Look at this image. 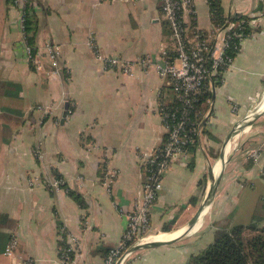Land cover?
<instances>
[{
	"label": "crops",
	"instance_id": "0c3cea01",
	"mask_svg": "<svg viewBox=\"0 0 264 264\" xmlns=\"http://www.w3.org/2000/svg\"><path fill=\"white\" fill-rule=\"evenodd\" d=\"M192 1L189 28L210 32L207 1ZM30 3L37 29L35 54L28 59L20 10L0 0V82L20 87L15 98H0V214L15 222L9 232L18 241L16 256L60 264L59 250L71 239L74 264H102L96 249L118 244L127 214L142 196L145 162L166 138L159 108L170 106L175 95L154 64L162 50L172 49L170 26L159 0ZM222 6L226 16H248L255 26L211 90L197 145L166 170L149 213L150 233L172 237L190 224L213 185L210 167L216 173L229 138L221 180L190 232L171 244L131 252L122 264H186L212 241L216 223L230 216L226 225L246 224L239 215L244 211L250 220L258 197L264 198V120L235 133L264 96V0H222ZM49 47L57 52V72ZM100 57L129 62L131 74L104 68ZM147 58L151 65L142 63ZM251 150L259 156L250 160ZM105 153L107 167L116 172L109 185L102 175ZM54 174L81 204L64 188L46 187ZM33 178L44 184L30 186ZM242 197L246 203L238 210ZM165 226L171 229L164 232ZM11 262L0 254V264Z\"/></svg>",
	"mask_w": 264,
	"mask_h": 264
},
{
	"label": "built area",
	"instance_id": "2783aa9c",
	"mask_svg": "<svg viewBox=\"0 0 264 264\" xmlns=\"http://www.w3.org/2000/svg\"><path fill=\"white\" fill-rule=\"evenodd\" d=\"M164 20L168 21L171 30L172 49L161 51L159 61L154 64L158 74L163 79H168L172 91L180 104L177 106H160V118L166 129V138L160 147L157 148L147 159L146 173L147 180L142 188V196L137 200L133 209L127 214V224L118 244L104 259L102 264H122L125 255H129V248L140 242L150 240L149 235V213L157 201L162 189V179L169 168L179 156L188 152L185 147L199 141L202 134L201 123L191 122L189 109L195 100V96L204 86L211 91L215 84L221 83L227 67L232 62V57L227 55L232 38L238 39V44L234 46L236 52L239 51L241 42L248 37L241 32H237L240 23L224 22L223 25L213 28L212 32L205 33L197 28H189L186 16L193 14L192 0H159ZM26 0H15L14 6L20 10L19 28L22 34V43L31 58V49L27 44L23 33L24 11ZM251 29L255 26L252 20L247 21ZM250 34V33H249ZM56 49L48 48L47 55L54 69L59 70L56 61ZM106 69L120 67L123 73L131 74L132 65L129 62H120L116 58L100 57L99 59ZM36 61L37 60H33ZM144 65H151L150 58L142 60ZM236 106L233 107L235 111ZM48 111V108H47ZM255 158L258 151L254 150L249 154ZM101 161L104 184H110L115 178L116 172L107 167L108 154ZM44 184L37 179H30L29 185L36 186ZM105 185V186H106ZM63 186V180L54 176L46 183V187L58 191ZM18 241L14 235L8 243L4 255L9 257L11 264H33L28 257L15 255ZM75 243L70 239L63 241L59 250L60 264H74ZM121 260V262H120ZM120 262V263H119Z\"/></svg>",
	"mask_w": 264,
	"mask_h": 264
},
{
	"label": "trees",
	"instance_id": "16d2710c",
	"mask_svg": "<svg viewBox=\"0 0 264 264\" xmlns=\"http://www.w3.org/2000/svg\"><path fill=\"white\" fill-rule=\"evenodd\" d=\"M14 1L15 0H5V4L7 6L14 5ZM206 1L208 3L209 17L213 28L223 25L226 21H230L232 23H240V26L235 29L237 32H241L244 36L250 33V28L247 25V21L250 20L248 16H226L222 6V0ZM23 11V33L25 34L31 52L35 54L34 43L37 19L30 0H26ZM238 42L237 38H232L230 47L227 49L228 56L232 58L235 56L236 50L234 46H236ZM206 88L207 87L204 86L195 96L192 107L189 109V118L191 122L202 123L204 120V114L208 109V101L212 97L211 91ZM19 91L20 87L15 83L7 81L0 82V98H15ZM170 106L179 107L180 104L177 99L174 98ZM195 145H197V142L192 145H187L185 147L186 151H192ZM54 175L60 178L58 175ZM62 188L66 190L68 196L72 197V199L79 204L82 203L80 197L75 192L68 189L65 185H63ZM229 217H226L224 221L222 220L216 223L212 241L197 255L190 256L186 264H264V225L261 224L264 220V199L262 197L258 198L248 223L229 226L225 223L229 220ZM14 228L15 222L7 215L0 214V254L4 253L10 242L12 233L9 231ZM170 229V226L162 228L164 232ZM113 248L114 247H100L96 249V253L103 259H106Z\"/></svg>",
	"mask_w": 264,
	"mask_h": 264
},
{
	"label": "water",
	"instance_id": "95a60500",
	"mask_svg": "<svg viewBox=\"0 0 264 264\" xmlns=\"http://www.w3.org/2000/svg\"><path fill=\"white\" fill-rule=\"evenodd\" d=\"M259 113V112H258ZM258 113H257V115H258ZM253 115H254V111H251L249 114H247L245 117H244V119H243V121H246V120H248V119H250L251 117H253ZM242 121V122H243ZM242 122H240L238 125H240ZM238 125H237V127H238ZM236 128V127H235ZM235 128H233V130L235 129ZM233 130H232V132H233ZM232 132H230V135H231V133ZM229 135V136H230ZM228 139L229 138H227V140H226V142L228 143ZM227 143H225V145H224V147H223V149H222V152H221V158H220V160L218 161L219 163L223 160V162H222V165H221V170H220V173L217 175V176H215L214 174H213V171H214V168H215V165H213V166H211L210 167V172H211V175H213V185L208 189V191H207V193H206V196H205V200H204V202L202 203V205L201 206H199V208L197 209V211H196V213L194 214V216H193V218H192V220H191V222H190V224L180 233V234H178L177 236H175V237H173V238H171V239H167V240H154V239H150V240H147V241H145V242H140V243H136V244H134V245H132L130 248H129V251H128V253H131V252H134V251H136V250H138V249H143V248H155V247H159V246H163V245H168V244H171V243H173L174 241H176L179 237H181V236H183V235H185V234H187L188 232H190L193 228H194V226L196 225V223L201 219V217H202V215H203V209H204V204L206 203V202H209L210 201V199L214 196V194H215V191H216V188H217V186H218V184H219V182H220V180H221V177H222V171H223V169H224V159H223V157H224V152H225V149H226V146L228 145ZM217 162V163H218ZM120 262H121V260H120ZM119 262V263H120Z\"/></svg>",
	"mask_w": 264,
	"mask_h": 264
},
{
	"label": "rangeland",
	"instance_id": "374dc122",
	"mask_svg": "<svg viewBox=\"0 0 264 264\" xmlns=\"http://www.w3.org/2000/svg\"><path fill=\"white\" fill-rule=\"evenodd\" d=\"M213 31V29L210 31V32H212ZM263 99H264V96L262 97V96H259V98H257L256 100H255V102H254V104H253V106H254V108H253V110L252 111H254V109H259L261 112H259L258 113V117L257 118H261V120H264V106H262L261 105V102L263 101ZM261 108L263 109V110H261ZM251 124V123H250ZM250 124L249 125H247V126H245V127H242V128H247L248 126H250ZM239 126H241V125H239ZM238 126V127H239ZM237 127V128H238ZM241 128V129H242ZM241 129H240V131H241ZM240 131H238V132H240ZM237 132V131H236ZM235 132V133H236ZM234 133V134H235ZM237 143L235 144V145H233L232 144V150L234 151L235 149L237 150ZM252 151H254V150H251L250 151V153L252 152ZM235 152V151H234ZM247 153H249V150H247ZM258 156H259V154H258ZM257 156V157H258ZM256 157V158H257ZM248 159H250L251 160V156H248ZM250 160H248V161H250ZM224 162H226V160L224 161ZM229 162V161H228ZM248 164H250L251 162H247ZM227 163H224V165H226ZM239 164V163H238ZM262 174H263V176H264V169L262 170V172H261ZM250 189V188H249ZM246 194H248V193H246ZM258 198H260V197H258ZM263 198V197H262ZM264 199V198H263ZM257 201H258V199H257ZM256 201V202H257ZM245 199H244V197H242V199H241V201H240V203L238 204V210L240 209V208H242L244 205H245ZM244 204V205H243ZM243 205V206H242ZM256 206V203H255V205H254V207ZM240 207V208H239ZM205 208H207L208 209V205H204V209ZM204 209H203V212H204ZM236 210H237V208H236ZM237 210V211H238ZM205 213V212H204ZM237 214V213H236ZM239 216H241V221H243L244 223H248V221H249V215H248V213L246 214V212H242ZM246 221V222H245ZM262 225H264V220H263V222L261 223ZM179 232V231H178ZM177 232H175V233H173V236L176 234ZM162 234H164V233H157V234H152V233H150V231H149V235H151V239H154V240H156L155 238L156 237H158V236H160V235H162ZM170 238V237H169ZM168 239V238H167ZM163 240H165V239H163ZM129 254H131V253H129ZM129 255H125L124 256V258H122V259H124V261H125V259L128 257Z\"/></svg>",
	"mask_w": 264,
	"mask_h": 264
},
{
	"label": "bare ground",
	"instance_id": "6f19581e",
	"mask_svg": "<svg viewBox=\"0 0 264 264\" xmlns=\"http://www.w3.org/2000/svg\"><path fill=\"white\" fill-rule=\"evenodd\" d=\"M261 105L264 106V99H263V101L261 102ZM261 110H262V108H261ZM258 112H261V111H260L259 109H257V110L254 109V115H253V117H251L250 119H248V120H246L245 122L241 123V124H240L241 126H239L238 128H236V131H240V129H241L242 127H245V126L249 125L254 119H256V118L258 117V115H257ZM236 131H235V132H236ZM222 162H223V160L218 164L217 171H216V173H214L215 176H217V175L220 173ZM208 204H209V203L206 202L204 205H208ZM205 209H206V208H205ZM205 209H204V210H205ZM180 232H181V230H180L179 232H177V233H176L174 236H172V237H170L172 234H162V235L156 237L155 239H156V240H163V239L167 240V238H168V239H171V238L177 236ZM169 237H170V238H169Z\"/></svg>",
	"mask_w": 264,
	"mask_h": 264
}]
</instances>
